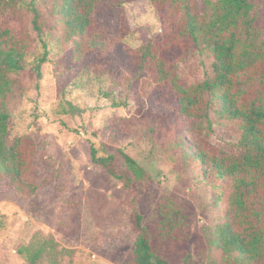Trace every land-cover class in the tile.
I'll return each mask as SVG.
<instances>
[{"label": "rangeland", "instance_id": "rangeland-1", "mask_svg": "<svg viewBox=\"0 0 264 264\" xmlns=\"http://www.w3.org/2000/svg\"><path fill=\"white\" fill-rule=\"evenodd\" d=\"M22 1L20 22L28 24L33 5L43 15L48 56L40 79L29 69L18 75L23 90L9 104L8 144L22 136L35 143L37 190L22 196L0 183V264H28V255L42 245L46 249L37 264H135L133 196L92 164L91 147L99 157L121 149L150 175L137 198L149 229L159 219L162 198L171 196L182 208L187 229L160 248L169 264H211L207 237L224 205L217 203L216 189L183 169L170 136L178 119L150 101L153 96L145 95L143 80L136 78L135 51L165 36L157 11L146 0L103 5L94 16L95 31L103 33L109 50L92 51L74 64L64 27L48 1ZM197 2L201 9L202 1ZM35 44L37 55L43 49L38 40ZM179 57L175 51L170 63L180 80L195 83L209 74L197 53ZM237 137L236 126H215L208 142L230 151ZM186 138L191 141L192 135ZM117 168L124 169L122 161ZM260 224L264 230V214Z\"/></svg>", "mask_w": 264, "mask_h": 264}, {"label": "trees", "instance_id": "trees-1", "mask_svg": "<svg viewBox=\"0 0 264 264\" xmlns=\"http://www.w3.org/2000/svg\"><path fill=\"white\" fill-rule=\"evenodd\" d=\"M47 1L71 44V62L78 64L92 51L103 54L109 50L103 33L95 31V13L105 4L130 0ZM146 1L163 22L165 36L151 39L135 51L139 59L136 78L143 80L145 95L153 96L148 97L150 101L178 119V128L171 129L170 136L183 169L191 170L201 182L216 189L217 203L224 205L207 237L210 263L264 264V230L260 224L264 214L261 2L201 0L199 9L197 0ZM22 4V0H0V183L14 193L32 196L37 190L35 143L22 136L8 144L9 104L23 90L20 72L29 69L41 78L48 50L43 40V15L33 5L28 24L20 22ZM29 24L33 33L28 30ZM37 40L43 51L36 55ZM175 51L181 54V60L187 52L197 53L209 74L195 83L180 80L170 63ZM215 126L237 127V141L230 151L208 142ZM186 133L192 135L191 141ZM97 154L91 147L92 164L104 169L133 196L135 264H169L160 248L166 238L187 229L182 208L171 196L162 198L156 207L159 219L149 229L137 208V198L150 184V175L121 149L103 157ZM120 161L122 170L117 168ZM45 249L42 245L29 254L28 264H37Z\"/></svg>", "mask_w": 264, "mask_h": 264}]
</instances>
